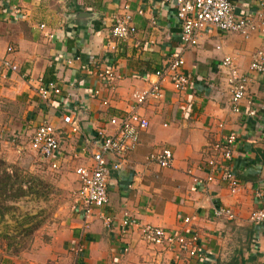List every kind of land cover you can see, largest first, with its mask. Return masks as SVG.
<instances>
[{
	"label": "crops",
	"instance_id": "obj_1",
	"mask_svg": "<svg viewBox=\"0 0 264 264\" xmlns=\"http://www.w3.org/2000/svg\"><path fill=\"white\" fill-rule=\"evenodd\" d=\"M228 1L242 16L254 14L260 0ZM125 12L135 31L115 39L113 17ZM180 32L174 0H0V60L16 67L0 68L5 72L0 76V157L6 162L33 152V129L48 123L57 134L58 163L51 168L36 159L47 170L71 174L77 190L74 170L91 165L98 130L111 132L109 120L132 107L147 121L126 161L108 174L106 204L86 220L73 210L48 229L46 241L33 237L25 253L3 257L6 264H264V223L246 220L250 211L264 207L263 197L255 195L264 193V72L248 67L256 50L264 53V30L243 37L205 24L195 42L185 46ZM173 50L181 52L187 88L176 91L164 80L160 99L136 105L132 93L156 81L153 71ZM224 56L248 78L237 113L228 102ZM105 68L112 77L98 78ZM38 79L56 82L60 94L39 99L34 92ZM64 114L77 121L76 133L62 123ZM230 132L235 135L230 164L238 182L233 193L217 177L205 182L211 145ZM164 148L171 152L168 167L146 159ZM22 171L48 186L44 197L27 196L45 200L51 185ZM218 207L230 208L235 217L215 216ZM101 213L111 216L109 227L103 226ZM123 213L168 232L196 233L198 253L188 256L175 246L142 242L135 227L122 226ZM185 216L189 223L182 222Z\"/></svg>",
	"mask_w": 264,
	"mask_h": 264
},
{
	"label": "built area",
	"instance_id": "obj_2",
	"mask_svg": "<svg viewBox=\"0 0 264 264\" xmlns=\"http://www.w3.org/2000/svg\"><path fill=\"white\" fill-rule=\"evenodd\" d=\"M176 4V17L180 21L181 32L179 42L185 46L195 42L196 33L205 25L212 24L222 31L236 32L243 37L255 29L264 30V0L258 2L254 14L246 13L236 16L234 6L228 0H174ZM135 31L132 24V16L129 12L113 17L110 27V35L115 39H125ZM12 50L6 47V52ZM183 58L180 51L173 50L169 54L167 63L160 69L153 71L157 78L151 82L146 90L133 92L131 97L136 105L143 104L148 98L160 99L161 82L166 80L172 89L181 91L189 85V76L183 73L181 68ZM221 66L225 69L226 85L228 88V102L230 110L238 112V104L246 94V84L248 78L242 74L234 65L229 56H224ZM249 69L256 72H264V53L256 50L249 63ZM0 68L15 71L16 67L6 58L0 60ZM98 78H111V69H103L97 72ZM2 78L5 72H0ZM36 96L42 101H47L60 94V89L54 81L37 80L34 88ZM63 124L67 125L70 133L78 130L77 121L68 114L61 116ZM109 123L114 126L113 130L105 133L98 130V149L91 152V165L87 168L77 167L74 173L77 176L78 188L74 196L72 209L86 220L95 209L103 207L107 202L106 185L108 174L111 170H117L126 161L127 154L138 144V132L145 129L147 121L132 107L120 118L112 117ZM221 126V124H219ZM235 141L234 133L230 132L222 139L211 145V152L204 160L210 171L206 175L205 182L218 181L226 186V189L233 193L238 188V182L231 167V147ZM29 148L35 152L41 161L50 162L51 168H56L58 163L59 148L57 134L53 126L48 123H40L33 129L29 140ZM148 161H152L160 167H168L171 162V152L162 149L157 153H150L146 156ZM255 195L263 197L261 190L255 191ZM215 216H224L226 219L235 217L233 211L228 207H218L214 209ZM102 224L109 227L111 216L99 214ZM252 225L264 223V207H258L250 211L246 218ZM183 223H189V217L182 218ZM121 224L124 227H135L138 230L139 238L142 242L155 246L172 247L194 256L198 253V236L194 232L188 234H177L167 230L138 222L123 213ZM80 245H76V252L80 251Z\"/></svg>",
	"mask_w": 264,
	"mask_h": 264
},
{
	"label": "rangeland",
	"instance_id": "obj_3",
	"mask_svg": "<svg viewBox=\"0 0 264 264\" xmlns=\"http://www.w3.org/2000/svg\"><path fill=\"white\" fill-rule=\"evenodd\" d=\"M23 136L27 137V134L24 133ZM36 158H38L36 153L25 152L24 155L18 156L14 163H16L22 170H30L34 172V174L41 176L42 179L51 185L47 197L43 200L24 196L14 202L13 206H15V210L12 212V216H9L10 214H5L3 217L4 220H0V231L2 232L6 225H8V227L13 226L15 218L20 220L21 217L27 213L31 214L35 213L37 210H43V214L50 212V215L46 217L43 225L33 233V237L38 241H46V232L48 229L54 226L58 227L60 221H63L66 217L72 214V205L74 204V193L76 188L75 180L71 178V174L67 176L66 173H62L60 169L54 171L47 170L45 164L41 163V161L38 162ZM4 245L5 240L0 238V262H2V264H6V260L9 262L8 259L5 260L3 258L8 256L4 253ZM21 253L25 252L23 251Z\"/></svg>",
	"mask_w": 264,
	"mask_h": 264
},
{
	"label": "trees",
	"instance_id": "obj_4",
	"mask_svg": "<svg viewBox=\"0 0 264 264\" xmlns=\"http://www.w3.org/2000/svg\"><path fill=\"white\" fill-rule=\"evenodd\" d=\"M47 184L38 179L36 175L26 173L16 163H8L0 157V220L5 214L15 210L14 202L20 198L33 195H46ZM43 210L23 215L20 220L14 219V225L4 226L0 231V238L5 240L4 253L8 256H18L29 247L33 233L45 222L50 212L43 214ZM43 214V215H41Z\"/></svg>",
	"mask_w": 264,
	"mask_h": 264
}]
</instances>
